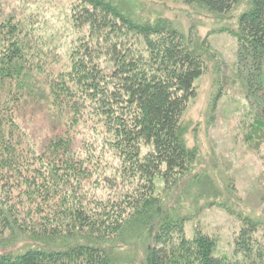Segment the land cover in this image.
Masks as SVG:
<instances>
[{
  "label": "trees",
  "instance_id": "16d2710c",
  "mask_svg": "<svg viewBox=\"0 0 264 264\" xmlns=\"http://www.w3.org/2000/svg\"><path fill=\"white\" fill-rule=\"evenodd\" d=\"M157 1L226 16L242 0ZM69 18L75 35L60 57L30 16L0 9V264H239L214 256L199 229L187 238L168 207L197 156L183 116L205 67L191 37L112 0H74ZM233 35L239 59L258 67L264 0H251ZM200 176L190 179L209 194ZM238 220L234 254L264 264L261 224Z\"/></svg>",
  "mask_w": 264,
  "mask_h": 264
},
{
  "label": "rangeland",
  "instance_id": "374dc122",
  "mask_svg": "<svg viewBox=\"0 0 264 264\" xmlns=\"http://www.w3.org/2000/svg\"><path fill=\"white\" fill-rule=\"evenodd\" d=\"M73 1L0 0V9L5 13L15 9L30 16L38 42L62 57L75 35L69 18ZM112 2L139 21L166 19L191 37L205 67L194 80L196 97L183 116L186 147L194 149L197 156L192 173L167 193L168 207L186 218L187 238L199 229L215 239L214 256L252 264L253 257L244 259L234 254V236L240 225L238 217H248L261 224L258 234L264 244V129L258 134L251 131L254 123L264 121V61L256 67L249 57L239 59L233 35L238 18L249 9L251 0H242L226 16L168 1ZM38 99L36 103L31 101V107L41 119L44 101ZM199 174L201 181L210 183L209 194L190 179ZM155 183L159 192L163 182L156 179ZM123 256L131 257L132 253Z\"/></svg>",
  "mask_w": 264,
  "mask_h": 264
}]
</instances>
